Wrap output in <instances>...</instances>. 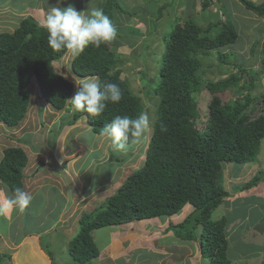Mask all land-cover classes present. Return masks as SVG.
<instances>
[{
	"label": "trees",
	"instance_id": "1",
	"mask_svg": "<svg viewBox=\"0 0 264 264\" xmlns=\"http://www.w3.org/2000/svg\"><path fill=\"white\" fill-rule=\"evenodd\" d=\"M212 1L214 0H202L201 11H206L212 5ZM237 1L247 11L264 18V0L259 3L250 0ZM180 3L179 8L190 7L187 0L185 2L181 0ZM21 4L23 6L22 1ZM122 5L120 0H103L100 7L115 25L114 12L129 14ZM10 6L16 15L11 20H17V23L15 29L13 27L14 30L0 32V124L11 130L22 124L31 106L29 91L33 82L38 85L41 96L39 101L41 116L44 117L47 112L43 105L55 113H70L68 121L63 122L65 125L61 123V128L57 126L55 132L53 130L47 134L48 143H45L39 134L41 136H38L39 141L33 140V136L30 135L26 139H14L16 145L1 147L0 188L12 198L16 187L26 191L27 179L45 175L43 171L51 169H47L46 164L41 163L35 165L33 174H26L25 171L31 166L32 161L22 146H30L33 150L41 146L42 152L36 148L35 153L48 155L50 149H54L56 138L63 126L73 127L79 124V121L83 123L85 121L83 117H87L86 121L92 132L99 135L104 126L116 115L135 118L139 114L149 113L150 110L130 89L129 83L121 78L120 67L123 63L115 49L116 45L120 46L119 39L116 38L107 46L102 45L100 48L89 46L78 58L71 60L69 74L65 71L58 72L55 64L61 61L63 53H54L48 47L47 33L42 24L30 15L22 16L24 11L20 5L4 4V8ZM163 7H159V11ZM220 19L222 18L219 16L216 19L212 18L214 23L208 19L199 22L194 18L182 22L178 20L169 34L168 45L161 58L158 80L155 76L148 79L147 70L145 71L147 75L142 74L146 83L145 97L151 99L149 103L152 106L151 128L147 137L149 142L147 140L144 143V161L139 169L137 167L128 178L126 177L123 184L104 200V207L97 205L90 211L80 210L77 222L72 226H69L70 222L48 224L47 219L38 212L40 205L37 210L29 213L33 221L30 228L40 235V247L52 260V264L54 260L44 237L49 238L56 231L71 232L72 229L79 227L78 234L65 244L71 264H93L100 256L95 232L105 228L113 230L134 221L161 216L173 217L187 205L192 206V211L182 221L168 226L166 230L192 249L195 248L193 242L197 241L202 258L208 264H241L237 262L235 253L229 247L226 226L230 221L226 215L213 220L212 213L233 196L220 182L226 164H233L236 170L248 164H255L259 154L264 157L261 152L264 142V96L261 99L256 98V95L252 96L257 87L255 84L258 80L257 75L261 73L260 68L246 69L244 65L239 64V60L228 53H223L226 46L236 42L238 32L227 17L223 21ZM115 28L121 36L124 26ZM256 47L257 43L252 46L250 52L256 51ZM212 54L218 55L219 66L236 68L237 73H231L226 79L216 82L206 80L203 57ZM261 63L264 64L263 59ZM92 76L102 82L118 84L122 92L121 101L109 103L99 117H88L87 113L74 110L71 112L68 100L77 91L75 78ZM152 82L156 83L153 87L150 86ZM205 90L210 94L211 100L207 107V116L202 118L204 121L199 127L197 122L202 114L198 111V103L194 97ZM232 90L233 98L223 99L224 94ZM162 125L164 130L161 128ZM39 126L42 128L43 125ZM132 147L135 150L136 146L129 144L128 148ZM138 150L142 152V146L138 147ZM51 161L53 162L49 165L53 166L55 161L54 159ZM117 161L118 159H114V162ZM68 162L66 159L62 165H54L52 173L61 172L66 176L63 169L64 166H68ZM92 167L93 165L89 166L87 170L90 171ZM117 171L119 173L115 164V168H110L100 175L98 183L106 182L111 173L117 178ZM78 178L75 179V183H82L83 177L81 176V181ZM65 180L69 183L70 188H67L69 192L76 196L73 180L69 175ZM259 181H264L262 170H259L248 184L232 189V192L251 189ZM45 183L46 179L41 185ZM83 187L85 188V185ZM48 189L36 190L31 194L33 197L31 202L38 203L44 195L42 192ZM56 191L53 187L48 192L56 194ZM57 196L60 199L58 207L63 208L66 203L65 197L60 194ZM48 203L51 205L50 201ZM73 208L75 203L70 199L66 203L67 215ZM258 216L262 218L264 215L256 213L254 218ZM238 231L237 240L248 232ZM256 231V237L261 238L264 235V230ZM251 234L254 235L252 232ZM237 240L235 239V242ZM244 242L238 241L241 246V250L238 251L241 253L240 256L245 253L244 247L251 250L260 249V245L250 244L251 240L248 245H244ZM60 251L62 252V248ZM61 255L63 256V253ZM248 259L242 257L238 260H243L242 264H249ZM0 262L9 264L10 255H0ZM261 264H264V258Z\"/></svg>",
	"mask_w": 264,
	"mask_h": 264
},
{
	"label": "rangeland",
	"instance_id": "2",
	"mask_svg": "<svg viewBox=\"0 0 264 264\" xmlns=\"http://www.w3.org/2000/svg\"><path fill=\"white\" fill-rule=\"evenodd\" d=\"M53 6H59L61 7V3H59V0H53ZM194 1V0H193ZM201 1L198 3L197 1L190 7H184L181 6L179 8V4H181V0H120L122 2L123 8L128 11V15H124L122 13H113V20H114V27L121 28V26H124V29L122 30V34L120 36L119 31L117 32V39L120 41V46L116 45L115 49L118 54H120L123 65L121 68V78L124 79L129 83L130 89L137 94L144 104V106L148 107L150 110L149 113H147V116L149 118L150 126H151V119H152V106L150 105L151 99H148L145 97V78L143 77L144 74H146V70L148 71V79L152 77H156L158 80L159 75V64L161 61V58L167 48L168 45V39L169 34L172 31V28L174 27V24L180 20L182 22L183 20H187L189 18H194L198 22L203 20V18L200 15L201 11L199 7H201ZM216 0L213 1V5L217 6ZM157 2V3H156ZM4 4L2 3L0 6V32L5 31H12L13 27L16 25L17 20H11L8 15V8H4ZM43 4V3H42ZM97 4V0H64L62 8H66L69 5L74 6L77 11L84 8V11H87L88 9L95 7ZM164 5V7H163ZM35 6V5H34ZM43 6L47 7V4H43ZM159 7H163L162 10L159 11ZM40 8L39 4L36 5L35 9ZM210 8V7H209ZM197 9V13H195V10ZM43 11V10H42ZM199 11V14H198ZM47 12V11H46ZM218 16L219 18H222L220 20L223 21V15L219 12ZM216 9H213L212 11V17L209 19V22L214 23L212 21L213 19H216ZM46 16V15H45ZM43 13H41L40 16H36L39 18L38 20L43 24L44 17ZM217 16V17H218ZM206 17H210L209 14H206ZM254 16H252L253 18ZM258 17V16H256ZM255 17L252 26L254 27H263V19H257ZM260 18V17H258ZM205 19V18H204ZM12 21V22H11ZM204 24V23H203ZM126 27V28H125ZM15 29V27H14ZM13 29V30H14ZM154 29H157L156 31ZM246 35L243 36L248 43L241 45L237 42L234 44H230L226 46L225 48H230L226 51L231 57H234L235 59L239 60V64L244 65L246 69H256L257 67L260 68V74L257 75L258 80L255 81L256 88L252 92V96L256 95V98L261 99L264 96V64L261 63V60H264V34L263 33H257L255 29H248L245 30ZM241 34L238 36V40L240 39ZM253 41H257V47L255 48L256 51L253 53L250 52V49L252 46L256 43H253ZM250 43V45H249ZM217 54H212L209 56L203 57V66L205 67V74L204 78L209 81H219L224 80L231 73L236 74L237 69L234 68L228 69L224 66H219L218 60H217ZM72 59L70 57H64L63 60L55 64L56 71H65L69 74V62ZM156 62H158V65H156ZM155 66V67H154ZM143 74V75H142ZM67 75V74H65ZM147 75V74H146ZM244 78H247L244 76ZM148 83V80H147ZM156 83L152 82L151 87H153ZM30 95H31V106L28 110L27 116L17 128L11 130L8 128H5L2 124H0V149L2 146H9V145H16L14 143V139H26L30 135H32V139H37L38 136H42L43 140L45 141L48 139V135L51 131L57 130V126H60L61 123L64 121H68L70 117V113L60 112L55 113L54 111H50L48 107L44 106L45 109H47L46 115L43 117L39 113V104H40V92L38 89V85L36 82L31 83L30 87ZM233 98V90L227 91L224 94L223 99H232ZM195 100H197L198 103V111L200 114H202V117L200 120H198V125L203 123L204 120L202 118H206L208 113V104L211 100L210 94L205 90L198 96L194 97ZM42 103V101H41ZM43 104V103H42ZM72 112V107L69 104L68 105ZM259 111V110H258ZM80 122V121H79ZM86 123H82L80 129H85L83 131L74 130L72 131L71 127H65L60 130V133L58 137L56 138L54 149H50V152L48 155H44L42 157L40 156H34L35 152L32 151V148L29 146H22L24 149L28 152L29 158L34 156L32 158V162L34 163V166L31 170L26 172L27 174H33V170L36 164H46V168H51L46 170L45 175H40L37 177H33L31 179L26 180V191L30 194H34L36 190L40 187L46 186L47 188L52 187L57 188L59 190L60 195L65 197L66 200H69L70 192L67 188H70L69 183L66 182L65 177L69 175V178L73 180L74 186H79L78 184L81 183H75V179L81 176L86 181L88 179L89 184H91V188H97L98 187V181L100 180V175L107 172L108 169L115 168V164H117V167L119 169L116 172L117 178H113L109 182L108 190L103 191V189H96L95 193V199L91 200L87 205L81 206L82 209L89 210L91 209L92 202L98 198L104 199V195H112L115 192V189L113 191H109L111 188H115L118 184L121 185L127 179L130 174L137 169L140 168L142 165L144 158V144L142 145V152H139L138 147L127 148V151L121 150V151H115L112 148L111 142H108V140H104V137L101 135H96L92 132L91 128L89 127L86 119ZM77 123V122H76ZM39 124L43 125L42 128H40ZM45 125V126H44ZM63 125H65L63 123ZM79 126V127H80ZM56 127V129H55ZM151 128V127H149ZM72 131V132H71ZM52 132V134H54ZM71 132V133H70ZM70 133L66 136L67 139L64 138L62 142H60L62 134ZM40 134V135H39ZM77 135L79 139L75 142L74 137ZM149 135V131L147 133ZM40 136V137H41ZM50 136V135H49ZM106 137V136H105ZM148 137V136H147ZM12 139V140H11ZM148 140V139H147ZM58 142V143H57ZM78 142V143H77ZM149 142V140H148ZM39 143V142H38ZM18 145V144H17ZM148 145V143H147ZM20 146V145H19ZM37 146V145H36ZM82 146V147H81ZM61 147V149H60ZM91 150V153L86 151L84 148ZM140 147V146H139ZM263 150L261 151L264 154V142H263ZM58 148V150H55ZM66 149L67 151H74L77 149H81V151H77L74 155L78 156H67V154L64 152ZM40 149V148H39ZM146 149V147H145ZM65 150V151H66ZM123 151V152H122ZM131 152L133 154H131ZM34 153V154H33ZM65 153V158L69 160L68 166H64V172L67 174L66 176L58 172L57 174H52V172L55 169L54 165H62L63 162L60 161L62 159V155ZM127 153H130L131 155H128ZM109 156H112L109 157ZM0 157H1V151H0ZM100 157V158H97ZM77 158V159H76ZM93 158H97L96 160H93ZM51 159H54L53 166L49 165ZM109 159V161H108ZM113 159V160H112ZM114 159H118L117 162H114ZM76 160V161H75ZM95 162V164H94ZM94 164L92 169L90 171L87 170L88 164ZM235 166L233 164H226L223 170V175L221 177V184L225 188L226 191L233 194L231 198L227 199L225 203H223L221 206H219L216 210L212 213V219L217 220L221 218L222 216L226 215L228 218L229 224L226 226L227 233V239L229 242V247L233 250V253L236 255V260L238 263H243V260H238L239 258L247 259V262L249 264H261L262 259L264 258V235L259 238L256 237V230H264V216L260 218V216L255 217L254 215L258 213L259 215H264V181H259V183L248 190L243 191H235L232 192V189L240 188L243 185L248 184L257 174V172L262 170L264 172V157H261L259 154V158H257L255 164H248L245 166H242L239 169L234 170ZM86 169V172H85ZM43 170V169H42ZM127 177V178H126ZM79 179V181H81ZM47 181L44 185H41L43 180ZM120 182V183H118ZM36 185V186H34ZM82 186V184H81ZM79 186V188H81ZM76 189V187H75ZM49 190V189H48ZM82 191V189H81ZM80 189H76L77 193H81ZM104 192V193H103ZM43 194L46 193V191L42 192ZM98 194V195H96ZM109 195V196H110ZM47 201H50L52 205H55L56 207L52 211L51 206L47 204L48 209L51 210L53 214L57 212V207L60 205V199L59 196H57L53 192H48L44 195ZM11 199L9 196L6 195L5 190H2L0 188V203L3 206L5 201ZM43 199V196H42ZM91 199V198H90ZM87 201V200H86ZM85 201V202H86ZM103 202V203H102ZM100 204H97L98 206L101 205L104 207V202L102 201ZM40 205V202L37 203V206ZM96 205V207H97ZM88 206V207H87ZM13 210L19 211V209L13 207L11 208ZM191 206H186L183 208V210L174 217L178 218H172L171 223L177 224L180 221H182L191 211ZM256 212H255V210ZM11 212V211H9ZM8 213L5 211L3 213H0V219L3 218L4 222L8 219ZM12 213V212H11ZM43 213L42 216L44 217ZM48 214V213H47ZM67 216V213H63L62 218H65ZM166 216H161L159 218H153L149 219L150 221H134L130 224H126L123 227L124 231L122 230L123 227H121L118 230V236L121 237L123 234L126 237H130L132 235H126V234H134L135 236H143V239L137 238L138 241L142 240V245L146 246L148 244L152 243H161L162 241H168L169 246L171 247V243H177V247H182L183 243L176 240L173 236H171L170 231H164V227L161 229H158L155 227V224H153L154 220H165ZM67 220V219H66ZM64 221V220H62ZM68 221V220H67ZM73 223L77 222L71 220ZM14 222V220H13ZM70 222V220H69ZM47 223H52L51 219L47 220ZM244 223V224H243ZM259 223H263L262 226H260ZM76 224V223H75ZM0 228L2 230H8L9 227L5 224L0 222ZM63 228V227H62ZM79 228V227H78ZM78 228H74L71 230V232H60L56 231L52 236L44 237V242L48 246V248L51 251L54 264L55 262L57 264H71V258L68 256L65 244L67 241L72 240L79 232ZM113 229V228H112ZM167 229V228H166ZM238 230L248 231L243 237L238 238ZM51 230H49L50 232ZM110 229L105 228L102 230H99V232H95V240L97 247L101 248L105 246V243L107 242V234H109ZM123 231V232H122ZM48 232V233H49ZM254 233L253 234H251ZM126 233V234H125ZM249 233V235H248ZM157 234V235H155ZM158 234H162L161 237H158ZM173 235V234H172ZM237 235V237H236ZM116 235H114L115 237ZM162 239V241L160 240ZM235 239L237 240L235 242ZM130 238L125 240V244L128 245V247L134 246V243L132 241H129ZM252 241L255 244V246L260 245V249H254L251 250L250 248L244 247V255H241V253H238L239 250H241V246L238 244L240 242H244V245H248L249 241ZM258 242V243H257ZM237 243V244H236ZM185 244V243H184ZM194 246L197 249L198 255H200L198 242H193ZM193 246V245H192ZM157 248V246L155 245ZM60 248H62V252L60 251ZM135 248V247H133ZM194 249V248H193ZM131 249H129L128 253ZM62 254L63 256L59 253ZM145 255L150 256L151 253H146V250H144ZM127 253V254H128ZM153 254V253H152ZM154 255V254H153ZM183 255L186 257L189 255V253L184 251ZM109 256V255H108ZM112 258H115V256H111ZM158 257V256H156ZM200 257V256H199ZM12 258V257H11ZM152 260V259H151ZM96 262V261H95ZM93 262V264L95 263ZM205 259L201 261V264H205ZM236 262V263H237ZM10 264V262H9Z\"/></svg>",
	"mask_w": 264,
	"mask_h": 264
},
{
	"label": "crops",
	"instance_id": "3",
	"mask_svg": "<svg viewBox=\"0 0 264 264\" xmlns=\"http://www.w3.org/2000/svg\"><path fill=\"white\" fill-rule=\"evenodd\" d=\"M21 1L23 3V6L21 4ZM103 0H97V4L95 5V7H100L101 6V2ZM195 2L197 1V3L200 0H194ZM193 0H187L188 4H190V6H192L195 2ZM255 3H259L262 2L263 0H251ZM53 0H0V5L2 3H12V5L14 6H21V9H23L24 13H22V16L25 15H30L32 17H34L37 21H39L36 16H40L41 13H43V16L46 15V11H48L49 8L53 7ZM185 2V0H184ZM202 2V1H201ZM215 2H217V6L213 5V1H212V5L210 6V8H208L206 11H201V7H199L201 13L199 16H201L203 19H209L212 17V11L213 9H216V16H218L219 12L220 14L223 15V19H225V17H227V20L229 19V21L232 23V25L235 26L237 32H238V36L241 34V37L239 40H237V44L239 43L240 46L244 45L247 42V40L243 37L246 35L245 30L248 29H255L257 33H263L264 34V26L263 27H254L252 26V23L255 19V15L252 14L251 12L247 11L237 0H216ZM47 4V7L43 6V4ZM64 3V2H63ZM63 3H61V7L63 6ZM29 4H32L33 6L30 7ZM39 4L40 8L35 9L36 5ZM35 5V6H34ZM43 10V11H42ZM84 8L79 10V12H83ZM8 12H12L9 13V18L11 19L13 16H16L13 12L14 10L10 7H8ZM7 12V13H8ZM195 13H197V9L195 10ZM209 14L210 17H206V14ZM199 14V11H198ZM252 16H254L252 18ZM45 18V17H44ZM257 19H261L256 17ZM263 19V24H264V18ZM40 24H42L39 21ZM253 43H258L257 41H253ZM250 45V43H249ZM83 123H86L85 121ZM83 125L82 123L79 122V124L77 123L75 126L71 127L72 131L74 130H79L81 128V126ZM80 126V127H79ZM86 130L85 129H80L79 131H83ZM71 131V132H72ZM104 140H108V142H111L110 137L108 136H103ZM48 138V137H47ZM65 138V134L63 133L60 139V142H62ZM78 136L75 135L74 139L75 142L76 140H78ZM45 143H48L47 139L44 141ZM58 143V142H57ZM78 143V142H77ZM38 146V145H37ZM30 147V146H29ZM41 146H38V148H40ZM82 147V146H81ZM37 148V147H36ZM35 148V150L32 149V151L36 152L37 149ZM86 149V151H88L89 153H91V150L87 149L86 147H84ZM61 149V147H60ZM55 150H58V148H56ZM64 150V149H63ZM40 151L42 152V149H40ZM77 151H81V149H77L74 151H65L64 152L67 154V156L73 155V156H78V155H74ZM40 153V152H39ZM38 153V154H39ZM65 153L61 154L62 159L60 161L64 162L66 161L65 158ZM34 154V153H33ZM38 154H34V156L38 155ZM34 156H32L30 159L31 161L32 158H34ZM40 157L44 156L43 154L38 155ZM100 158V157H97ZM97 158H93V160H96ZM77 159V158H76ZM76 161V160H75ZM69 163V162H68ZM89 163V166H92L95 164H91ZM34 166V163H31V166L25 171L28 172L29 170L32 169V167ZM89 166L87 167V169H89ZM27 174V173H26ZM53 174V173H52ZM113 173L109 174V178L106 180V182H99V189H103V191L108 190L107 188L109 187V182L111 179H113ZM77 179V178H76ZM82 183H79L78 185L81 186V188H79V186H75L76 189H82L81 193H76V196L73 193H70V197L69 200L71 199L72 201L74 200L75 203V208H73L72 211L68 212V215L65 218H62L63 213H67V209H66V203L68 200L65 199L66 203L65 206H63V208L57 207V212L55 214H53L51 212V210L48 209L47 204L49 205L48 201L46 200V198H44V195L47 194L48 191H50L53 187V185L49 188L48 191H46V193L43 195L44 199H40V208H39V214L42 216L43 213L45 219H51L52 220V224L51 225H55L56 223L62 222V223H67L70 220V225L72 226L75 223H73L71 220L75 221L78 219V214L80 212V210H82L81 206H85V204L87 205V203H89L91 200L95 199V193L96 191H94L95 189L91 188V184H89L90 182L86 181L83 179ZM83 185H85V188L83 187ZM46 186L40 187L37 189L38 190H43L46 189ZM56 191V195L60 194L58 193L59 190L57 188H55ZM104 193V192H103ZM81 195V196H80ZM98 195V194H96ZM106 196V195H104ZM91 198V199H90ZM87 200V201H86ZM86 201V202H85ZM102 202V199L98 198L96 200H94L92 202L91 205V209H94L96 207L97 204H100ZM0 206L1 203H0ZM52 211L54 210V208L56 207L55 205H50ZM39 206H37V203L35 202H31L30 205L25 208L23 211H17V210H13V209H5L4 211L6 213H8V219L6 220V222H4V219L1 218L0 222L5 223L9 229L8 230H2L0 228V255H10L11 258V262L10 264H52V260L45 254V252L41 249L40 244H39V234H36L30 227L32 224V218L29 217V213H32V211L37 210ZM88 207V206H87ZM90 211V209H89ZM48 213V214H47ZM172 218H178V217H170V218H165V220L160 221V220H154L153 224H155V227H157L158 229H161L162 227H164V231H166V228L170 225H175L173 223H171ZM68 221H67V220ZM14 220V222H13ZM64 220V221H62ZM130 224V223H128ZM127 224V225H128ZM125 225V227L127 226ZM119 226L116 227L113 230L109 231L110 236H108L107 234V242L105 243V246L100 248V256L97 260V262H95L94 264H201V261L204 260L202 258V255L200 253V255H198L197 253V249L196 247L194 249H192L189 246H186V244H183L182 247H177L176 244L177 243H171V247L169 246L168 241H162V239L160 241H162L161 243H152V244H148L147 247L142 245V240L138 241V237L139 236H135L134 234H126V235H132L130 237H126L124 236V234L119 237L117 234L119 233L118 230L123 227ZM123 227V231L124 228ZM122 231V232H123ZM172 233V232H171ZM114 235H116L114 237ZM157 235V234H155ZM162 234H158V237H161ZM171 236H173L171 234ZM174 237V236H173ZM128 238H130L129 241H132L134 243V246L132 247H128L127 244H125V240H127ZM140 238V237H139ZM175 238V237H174ZM140 239H143V236H141ZM178 240V239H176ZM155 245L157 246V248L155 247ZM135 247V248H133ZM130 250V252L128 253V251ZM144 250H146V253H151L150 256L152 257L151 259L149 258L148 255H145ZM184 251H186V253L188 252L189 255L188 256H184L183 253ZM199 251V250H198ZM128 253V254H127ZM154 255H153V254ZM109 255V256H108ZM111 256H115V258H112ZM158 256V257H156ZM200 256V257H199ZM56 263V262H55ZM205 264H208L206 261L204 262ZM0 264H5V262H0ZM57 264V263H56Z\"/></svg>",
	"mask_w": 264,
	"mask_h": 264
},
{
	"label": "clouds",
	"instance_id": "4",
	"mask_svg": "<svg viewBox=\"0 0 264 264\" xmlns=\"http://www.w3.org/2000/svg\"><path fill=\"white\" fill-rule=\"evenodd\" d=\"M63 2L64 0H59V3ZM42 27L47 33L48 47L54 53H63L60 57L61 60L64 57L74 60L83 54L89 46L95 48H100L102 45L107 46L117 37V29L102 7H92L87 11L78 12L72 5L62 8L58 4L48 9ZM229 49L224 48L223 53ZM75 85L77 91L68 102L74 111L87 113L88 117L101 116L109 103H119L122 99V92L118 84L102 82L95 76L75 78ZM83 118L87 119V117ZM149 127L150 122L147 114L142 113L135 118L116 115L109 124L104 126L99 135L110 137L113 150L121 151L126 150L129 144L137 147L142 146L147 141ZM161 128L164 130L163 125ZM119 186L121 185L118 184L109 191L114 189L116 191ZM105 195L102 201L106 200L110 194ZM32 199L29 192L16 187L12 198L0 206V213L13 207L23 211L29 206ZM34 232L37 234V231Z\"/></svg>",
	"mask_w": 264,
	"mask_h": 264
}]
</instances>
